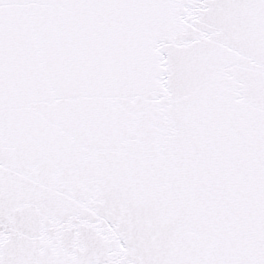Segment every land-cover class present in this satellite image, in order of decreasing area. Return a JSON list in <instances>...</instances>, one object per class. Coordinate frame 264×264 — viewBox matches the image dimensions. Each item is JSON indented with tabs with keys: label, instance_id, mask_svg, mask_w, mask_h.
Here are the masks:
<instances>
[{
	"label": "snow or ice",
	"instance_id": "6c2138e0",
	"mask_svg": "<svg viewBox=\"0 0 264 264\" xmlns=\"http://www.w3.org/2000/svg\"><path fill=\"white\" fill-rule=\"evenodd\" d=\"M0 264H264V0H0Z\"/></svg>",
	"mask_w": 264,
	"mask_h": 264
}]
</instances>
